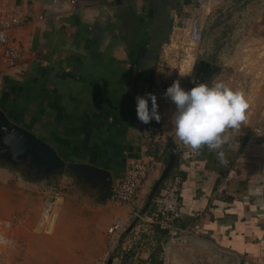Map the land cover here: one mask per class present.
<instances>
[{
	"label": "crops",
	"instance_id": "obj_1",
	"mask_svg": "<svg viewBox=\"0 0 264 264\" xmlns=\"http://www.w3.org/2000/svg\"><path fill=\"white\" fill-rule=\"evenodd\" d=\"M8 1L18 18L10 45L21 55L8 65L0 48V113L47 143L65 166L107 171L111 187L131 162L147 163L138 200L121 207L108 194V215L101 220L107 227L116 220L137 224L123 234L122 249L130 250L133 242L141 259L150 264L157 254L165 264L166 246L177 236L140 226L133 214H142L145 197L167 164V145L179 156L183 144L173 132L158 129L157 121H138L135 98L159 87L160 52L173 37V21L182 28L196 12L202 22L208 17L196 11L194 0ZM224 1L209 0L210 15ZM159 113L169 121L173 111ZM224 138L219 149L203 146L193 160L177 161L173 172L182 175L177 227L198 224L195 238L237 254L242 264H264V163L240 158L241 145L232 142L231 131ZM91 186L99 197L101 188ZM99 205L96 213L102 211ZM3 237L0 233V242ZM187 247L172 246V264H186L192 255Z\"/></svg>",
	"mask_w": 264,
	"mask_h": 264
},
{
	"label": "rangeland",
	"instance_id": "obj_2",
	"mask_svg": "<svg viewBox=\"0 0 264 264\" xmlns=\"http://www.w3.org/2000/svg\"><path fill=\"white\" fill-rule=\"evenodd\" d=\"M202 27V41L191 53L183 52L180 37H168L160 52L159 87L153 93L164 101L163 93L173 81L187 90L194 63L193 68L199 61L215 64L220 69L211 81L242 91L248 99L239 128L243 140L251 137L260 145L251 157L264 163V0H225ZM157 104L161 114L175 108L172 102ZM166 121L160 120L157 128L174 133ZM3 149L0 145V264H107L110 258L111 264L143 262L133 242L129 251L122 249L123 234L132 222L126 221L124 231H110L101 220L108 215V200L101 201L75 170L65 166L54 173H36L12 164ZM49 198L54 201L48 203ZM95 205L102 211L96 213ZM187 246L193 253L186 264H235ZM165 264H172L170 255Z\"/></svg>",
	"mask_w": 264,
	"mask_h": 264
},
{
	"label": "built area",
	"instance_id": "obj_3",
	"mask_svg": "<svg viewBox=\"0 0 264 264\" xmlns=\"http://www.w3.org/2000/svg\"><path fill=\"white\" fill-rule=\"evenodd\" d=\"M194 5L205 17L210 15L209 0H194ZM18 25V18L14 12L13 6L8 0H0V48L3 50V59L6 64L13 65L20 58V51L11 47L9 34ZM178 20L173 21V37L182 39V48L184 53L194 52L202 41V17L197 12L188 20L185 27H179ZM231 131L233 134L232 142L241 145L240 158L251 156L260 145L253 141L251 137L243 140V134L240 128L226 130L222 135L228 137ZM260 131H255V133ZM198 155V151H193L189 146L182 145L178 156V163H185L193 160ZM150 167L142 160H136L129 164L124 176L112 187V198L121 207L131 205L139 198V185L146 178ZM264 172V166L261 168ZM182 185V175L180 172H173L165 181L160 192L155 196L149 208L150 213L141 215L134 213L133 218L140 226L148 225L149 228H155L159 231H165L172 237L195 236L199 230L198 224L187 225L183 228L177 227L180 215V187ZM225 185V183H223ZM226 189L222 186L221 190ZM110 231H124V224L121 220H116L110 227ZM138 264H149L145 259Z\"/></svg>",
	"mask_w": 264,
	"mask_h": 264
},
{
	"label": "clouds",
	"instance_id": "obj_4",
	"mask_svg": "<svg viewBox=\"0 0 264 264\" xmlns=\"http://www.w3.org/2000/svg\"><path fill=\"white\" fill-rule=\"evenodd\" d=\"M163 96L175 106L170 117L175 137L193 151L203 146L219 149L225 142L222 134L226 130L238 128L246 119L249 108L248 99L242 91L233 90L225 83L213 80L210 83H198L189 90L182 88L178 80L173 81ZM135 99L138 121L145 125L152 120L160 121L157 97L154 94L146 93Z\"/></svg>",
	"mask_w": 264,
	"mask_h": 264
},
{
	"label": "water",
	"instance_id": "obj_5",
	"mask_svg": "<svg viewBox=\"0 0 264 264\" xmlns=\"http://www.w3.org/2000/svg\"><path fill=\"white\" fill-rule=\"evenodd\" d=\"M206 65L209 66L208 63H206ZM215 68L218 70L220 69L218 66H215ZM0 145L4 147V154H9L8 160H11L12 164L24 166L33 172L47 174L58 172L65 168L64 161L59 158L54 149L27 130L9 123L2 113H0ZM167 148V164L152 186L141 215H144L149 210L153 199L160 192L165 181L176 167L178 158L177 151L170 143L167 145ZM70 168L75 170L79 177L86 181V183L90 185L95 184L101 188V201L107 200L108 194L111 195V179L107 171L89 165H76ZM53 201V198L48 199V203ZM134 227L135 224L129 226L125 234H129ZM178 243L195 246L204 251L211 252L216 258L232 260L235 264H241L240 257L237 254L224 251L212 242L201 240L193 236H179L172 239L166 246L165 255L167 262L169 261L172 246ZM111 262L112 258L108 260L107 264H111Z\"/></svg>",
	"mask_w": 264,
	"mask_h": 264
},
{
	"label": "flooded vegetation",
	"instance_id": "obj_6",
	"mask_svg": "<svg viewBox=\"0 0 264 264\" xmlns=\"http://www.w3.org/2000/svg\"><path fill=\"white\" fill-rule=\"evenodd\" d=\"M206 63H208L209 66H207ZM215 66V64H211L209 62L199 61L192 70L187 90L194 87L198 83H210L211 79L214 78V73L218 70Z\"/></svg>",
	"mask_w": 264,
	"mask_h": 264
},
{
	"label": "trees",
	"instance_id": "obj_7",
	"mask_svg": "<svg viewBox=\"0 0 264 264\" xmlns=\"http://www.w3.org/2000/svg\"><path fill=\"white\" fill-rule=\"evenodd\" d=\"M157 254L151 256L150 264H162L161 261L157 260Z\"/></svg>",
	"mask_w": 264,
	"mask_h": 264
}]
</instances>
